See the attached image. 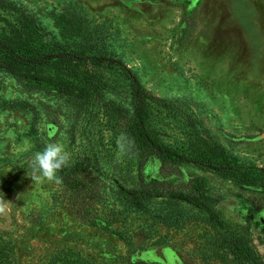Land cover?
I'll return each instance as SVG.
<instances>
[{
  "label": "rangeland",
  "instance_id": "rangeland-1",
  "mask_svg": "<svg viewBox=\"0 0 264 264\" xmlns=\"http://www.w3.org/2000/svg\"><path fill=\"white\" fill-rule=\"evenodd\" d=\"M8 1L0 6V33L24 51L91 41L92 52L121 59L151 93L168 101L154 104L151 121L164 142L190 153L194 127L220 143L231 163L245 167L250 185L239 183L237 173L194 164L162 167L156 155L143 172L147 181H168L175 190H192V182L202 181L225 227L248 240L264 261V0ZM67 11L81 16L86 38H71L59 27L55 17ZM97 70L116 83L106 97L132 114L128 82L116 69ZM79 111L74 99L28 89L0 68V193L11 201L0 216V234L15 243L19 264H48L58 252L83 264H235L224 232L201 208L190 207L184 220L167 225L109 195L93 209V222L72 210L61 183H33L27 169L39 151L35 135L61 143L70 163L89 143L87 133L97 151L109 154L105 160L127 157L102 121L90 127ZM139 168L136 163L132 174ZM104 221L132 237L133 246Z\"/></svg>",
  "mask_w": 264,
  "mask_h": 264
},
{
  "label": "trees",
  "instance_id": "trees-1",
  "mask_svg": "<svg viewBox=\"0 0 264 264\" xmlns=\"http://www.w3.org/2000/svg\"><path fill=\"white\" fill-rule=\"evenodd\" d=\"M0 0V6L9 4ZM81 16L74 12H64L55 17L59 27L71 38H86ZM91 41L76 48H46L41 45L23 50L14 40L0 33V68L16 77L28 89H42L61 93L74 99L79 112L92 124L102 121L112 132L117 142L127 148L124 160H115L108 153L101 154L92 143L89 133L83 143L78 158L63 168L58 176L64 189L66 200L72 210L80 217L98 222L91 216L96 204L105 203L107 196H116L125 208H131L139 216H148L163 224H177L184 220L190 207L204 210L215 227L224 233L222 241L234 255L235 264H264L262 257L249 241L236 230L225 227L216 209L210 204L211 196L202 181L192 182V190H175L168 181H147L143 167L152 155L162 161V167L169 165L194 164L219 172L239 174L237 181L250 185V176L245 167L233 164L224 155V148L210 135L191 126L188 140L193 143L190 153L180 152L159 137L152 127L154 104L169 106L167 100L151 93L140 81L135 71L121 59L92 52ZM98 67L116 69L129 84L133 102V112L115 99L107 98L106 92L117 86L114 80L104 76ZM90 127H93L92 125ZM94 142V140H93ZM39 151L45 141L35 135ZM95 144V143H94ZM107 161V162H105ZM111 161L114 163H111ZM139 163V174H132ZM127 170H129V172ZM264 172V168L260 169ZM264 188V184L262 185ZM107 228L121 238L129 247L133 246L132 237L118 231L111 223L103 222ZM146 230H149L148 228ZM150 231V230H149ZM76 254V253H75ZM76 256H79L76 254ZM68 253H55L48 264H83L69 262ZM88 264H93L87 262ZM0 264H19V254L12 239L0 234ZM134 264H159L157 262L137 261Z\"/></svg>",
  "mask_w": 264,
  "mask_h": 264
},
{
  "label": "clouds",
  "instance_id": "clouds-1",
  "mask_svg": "<svg viewBox=\"0 0 264 264\" xmlns=\"http://www.w3.org/2000/svg\"><path fill=\"white\" fill-rule=\"evenodd\" d=\"M71 155L59 142H48L41 151L34 154L28 163V177L33 183L55 182L60 183L58 173L70 163ZM20 195L17 197L19 199ZM11 201L0 193V216H6Z\"/></svg>",
  "mask_w": 264,
  "mask_h": 264
},
{
  "label": "water",
  "instance_id": "water-1",
  "mask_svg": "<svg viewBox=\"0 0 264 264\" xmlns=\"http://www.w3.org/2000/svg\"><path fill=\"white\" fill-rule=\"evenodd\" d=\"M261 223H262V225H263V227H264V217H261Z\"/></svg>",
  "mask_w": 264,
  "mask_h": 264
}]
</instances>
